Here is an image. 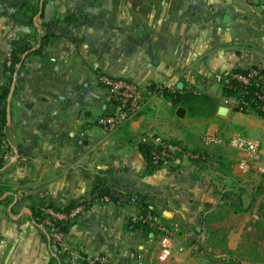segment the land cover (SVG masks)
<instances>
[{
	"label": "crops",
	"instance_id": "obj_1",
	"mask_svg": "<svg viewBox=\"0 0 264 264\" xmlns=\"http://www.w3.org/2000/svg\"><path fill=\"white\" fill-rule=\"evenodd\" d=\"M43 1L35 14L32 0H0V86L8 81L12 48L50 35L16 74L7 138H0V264H62L49 229L34 218L45 203L88 204L67 229L76 256L217 264L207 245L209 221L220 218L222 207L250 213L249 193L264 191V176L253 184L227 144L211 147L203 165L185 158L147 173L139 145L150 135L190 149L202 147L206 133L243 136L261 141L264 163V117L235 110L217 82L228 71L264 68V0ZM101 75L207 93L219 106L211 118L181 116L180 106L153 94L132 121L106 132L96 122L106 109ZM146 205L179 224L169 247L158 232L130 223ZM239 232L231 227L228 238Z\"/></svg>",
	"mask_w": 264,
	"mask_h": 264
},
{
	"label": "built area",
	"instance_id": "obj_2",
	"mask_svg": "<svg viewBox=\"0 0 264 264\" xmlns=\"http://www.w3.org/2000/svg\"><path fill=\"white\" fill-rule=\"evenodd\" d=\"M100 82L106 89V109L96 122L106 132L115 131L132 121L147 106L149 97L158 94V89H170L168 86L158 84L143 87L128 79L109 75H101ZM222 87L238 90L239 97L229 96L224 97V100L232 101L239 112L244 109L264 112L263 67L251 66L241 71H231L222 81ZM111 106L114 107L113 111L109 110ZM144 141L150 142L154 147V163L162 162L163 165L169 166L185 158L196 159L202 156L200 153L192 152L181 141L164 139L159 135H150ZM201 142L207 148L227 144L239 150L243 155L241 165L244 171L253 170L264 174L262 144L259 139L233 136L227 140L217 133H206L201 137ZM45 195H47V191L42 193V197ZM88 207L87 203L77 204L70 209L59 208L47 203L40 204L37 206L40 215L34 218L41 226L49 229V242L52 248L60 253L62 264H116L108 255L103 253L76 256L69 249L66 241L67 229ZM130 223L158 232L160 239L165 242V247L170 246L177 231L176 225L168 224L150 210L132 214ZM125 264L141 263L131 261Z\"/></svg>",
	"mask_w": 264,
	"mask_h": 264
},
{
	"label": "rangeland",
	"instance_id": "obj_3",
	"mask_svg": "<svg viewBox=\"0 0 264 264\" xmlns=\"http://www.w3.org/2000/svg\"><path fill=\"white\" fill-rule=\"evenodd\" d=\"M32 1H34V12L36 14V11H38V0ZM101 1V3L105 2L110 5H120L121 3L120 0ZM75 4L80 6L88 4L96 5L99 4V0H77ZM133 32L132 36H136L137 30L135 29ZM11 52L12 50L8 56L9 65L7 66V69L11 63ZM230 72L231 71L225 72L219 79H217L220 88L222 81L225 80ZM212 80L213 79H210L209 81ZM210 148H208L209 151ZM214 151L217 152L218 150L214 149ZM230 153L231 155H237V157L240 156V158L243 156L242 152L237 150ZM244 172L252 173L253 184L259 183L258 181H261L264 176L263 174L257 173L253 170ZM259 188L260 186H257L254 191L249 193V198H251V202L254 204L250 209V213L246 210L234 212L235 209L233 211L232 207H222L220 213L217 214L220 218L214 217V219L209 221L207 228L210 231L211 236L207 240V245L214 254V257H210L211 261L214 263L218 264V262L224 258L227 259V264H264V224L260 223V221H264V191H260ZM241 209H244V207ZM233 212L236 214L238 213L236 215L238 217L236 220H232L231 215L234 214ZM222 224L223 226L219 227ZM174 225L177 227V231L175 233L176 236V234L179 233L180 226L178 223H174ZM231 227L234 229L240 228L239 235L235 239L228 238Z\"/></svg>",
	"mask_w": 264,
	"mask_h": 264
},
{
	"label": "trees",
	"instance_id": "obj_4",
	"mask_svg": "<svg viewBox=\"0 0 264 264\" xmlns=\"http://www.w3.org/2000/svg\"><path fill=\"white\" fill-rule=\"evenodd\" d=\"M39 5L44 4L45 1L38 0ZM50 38L49 34H46L41 37V41L38 44H31L27 39H23L20 43L13 47L11 52V63L9 68L7 69L8 73V81L5 85L0 86V128H1V138L6 140L7 138V129H8V120H7V105H8V95L11 89L12 83L15 81L16 74H18L19 69L23 66L27 57L31 55H40L45 45L48 43ZM22 64L20 67L19 65ZM243 69H235L232 71H241ZM222 97H229V96H236L239 97L238 90L227 89L225 87L221 88ZM157 93L162 95L168 100H171L175 106H180L179 108V115L184 116L185 114H189L192 116H203L211 118L215 115V112L219 106V100L215 99L211 95L207 93H199L194 92L187 89H175L170 90L167 88L158 89ZM235 110L239 111L236 107ZM254 112V113H253ZM242 113H253L257 116L264 117V112L260 110H253V109H244ZM176 141V140H174ZM142 154L145 156L148 166H147V173H153L159 169L166 167L163 165L162 162L154 163V156H153V145L148 141H142L139 145ZM187 147V146H186ZM188 148V147H187ZM190 149V148H188ZM194 153H200L202 156L196 159H191L197 165H203L204 163L208 162L211 156V152L202 144V147H198L196 149H190ZM204 156V157H203ZM178 165L177 163H173L169 165V167ZM51 205V204H50ZM54 206V205H53ZM57 207V206H56ZM146 208L142 211L150 210L154 215L159 216L156 209H150L149 205L145 206ZM72 206L64 208L70 209ZM238 212V210H235ZM34 217L40 215L39 209H34ZM261 224H264V221H260ZM210 257H214L213 252L210 253ZM227 259L222 258L218 264H227Z\"/></svg>",
	"mask_w": 264,
	"mask_h": 264
},
{
	"label": "water",
	"instance_id": "obj_5",
	"mask_svg": "<svg viewBox=\"0 0 264 264\" xmlns=\"http://www.w3.org/2000/svg\"><path fill=\"white\" fill-rule=\"evenodd\" d=\"M21 65L22 64H20L19 67ZM14 90H15V81L11 85V89H10V92H9V95H8V99H7L8 100V105H7V120H8V123L11 120V108L10 107H11V99H12ZM109 110L113 111L114 107L113 106L109 107ZM102 196H105V193H103V190H102Z\"/></svg>",
	"mask_w": 264,
	"mask_h": 264
}]
</instances>
